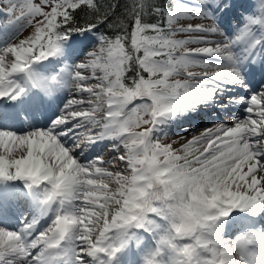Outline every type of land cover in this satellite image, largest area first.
Returning <instances> with one entry per match:
<instances>
[{
    "label": "snow or ice",
    "instance_id": "6c2138e0",
    "mask_svg": "<svg viewBox=\"0 0 264 264\" xmlns=\"http://www.w3.org/2000/svg\"><path fill=\"white\" fill-rule=\"evenodd\" d=\"M0 3L17 20H35L30 36L0 48V99L16 101L29 86L48 93L68 87L80 96L48 128H0V178L23 180L30 190L43 185L41 204L58 205L42 230L36 219L16 230L0 226V264H112L130 229L156 235L144 264H264V229L225 239L222 227L234 210L264 212V86L251 91L245 72L264 45V0L230 35L215 15L221 0H174L170 9L132 0L129 23L119 22L115 38L99 35L98 49L52 77L33 66L62 55L73 33L96 29L107 14L78 25L79 11H99L94 0ZM148 15L157 21L145 22ZM195 17L209 22H181ZM234 89L247 94L229 95ZM217 101L244 114L179 148L162 142L167 133L154 134L169 117ZM69 135L79 143L112 141L118 155L111 162L128 174L108 171L103 156L80 163L63 143Z\"/></svg>",
    "mask_w": 264,
    "mask_h": 264
},
{
    "label": "rangeland",
    "instance_id": "374dc122",
    "mask_svg": "<svg viewBox=\"0 0 264 264\" xmlns=\"http://www.w3.org/2000/svg\"><path fill=\"white\" fill-rule=\"evenodd\" d=\"M226 1L227 0H221V5L226 4ZM33 2L39 3L40 0H33ZM185 2L191 3V0H185ZM255 2L256 0H237L236 3L241 10V15L239 16V18L233 16L231 19L234 21V23L230 25L223 20V18L219 14V11H216L215 15L220 24V27L230 35L235 30V28L243 21V18L253 11ZM3 7V3H0V48H3L10 43H18L20 40L26 39L32 34L34 30L33 26L35 24V20L33 21V25L27 24L24 20H17L16 16L5 11ZM16 15H19V9H17ZM181 22L195 24L199 22L208 23L209 21L201 20L199 17H195L189 20H183ZM253 30L256 31V28L254 27ZM82 34H85L84 36H82V39L77 38ZM82 34L69 38L68 42L64 45L62 55L57 57H50L46 60L36 63L33 66L35 72L37 73L38 71H42V73L45 74L46 77L52 76V74H54L53 72H55V74L65 76L66 74L61 73V69H63L65 65H68L69 70H71L72 67L83 60L84 54H87L89 51L99 48V46L95 44V42L98 41L97 33H95L94 31H88ZM177 38H185V34H178ZM211 38L221 39L220 36H214ZM194 70L199 71L200 69ZM49 71H52V74ZM245 72L250 87H253L256 83L257 89L260 90L261 86H264V45L258 48L255 62L253 60H249L247 62V64L245 65ZM86 74L90 75V71ZM18 79L20 80V77H18ZM91 82L94 83L95 81ZM66 89V93H61L60 100L50 105L51 108L42 106V109H40L42 113H39V111L36 112V116L38 119H40L41 122H32V119L29 116L31 114V112L29 111V107H18L19 111H17V115L19 116V119H21V122H23L22 129H13L12 127L9 129L17 133H25L32 129H45V127H50L52 121H54L59 116L61 109H63L66 101L69 98H80V96L77 95L74 91H71L70 88L66 87ZM228 94L246 95L247 93L244 89H234ZM7 100L8 99H0V107L6 109L5 105ZM224 103H226V101ZM25 109L28 111L29 115L27 114ZM35 110H37V108ZM234 114L242 116L244 114L243 107H222L217 106V102H209L206 103V105H200L194 112L190 111L185 114L178 113L174 116L169 117L164 123L157 126L154 134L159 136L162 133H167L168 136L162 138V142L171 143L173 144V147L179 148L181 144L183 142H186L187 139H190L193 134H199V131L208 127H213L214 124L225 123L230 126L232 124L231 117ZM2 118L3 117L1 116V119ZM45 120H47L48 123L45 126H42L43 123H45ZM29 122L32 123L31 125L27 126ZM63 143L66 147L73 149V155L80 163H87L98 156H103L106 161H109L108 163H105L103 165V167H105L108 171L115 172L119 170L125 175L128 174L127 172H124L126 165H124L122 162H111L113 161V157L115 155H118V153H114V151L112 150V141L100 140L95 143H79L74 136L69 135L63 138ZM77 143H79L78 147L76 146ZM2 180H4V182H1L4 185L7 184L10 188L9 192L6 194L7 200L6 204L4 205L9 209L8 212L13 213L14 216L18 217V219L15 220L12 216L9 218V220L13 221V225L17 227L9 226L7 225L8 223L2 224L1 222L0 226L16 230L22 226L23 222H30L33 219H36L38 221H41L40 226L38 224L36 225L37 231L47 227V225L53 219L55 210L58 205L53 204L49 208L41 204V200L44 196V186L42 185L39 188L33 189L36 193V197L33 201L34 206H30V204H28L27 202L29 188L26 186L25 181L5 179ZM110 187L115 188L116 185L114 183H110ZM3 214V211L0 210V215ZM236 217L237 216L233 217L229 221V223H232V220ZM0 218L4 217L0 216ZM9 220H5V222H8ZM238 227H240V225H236V228L233 227V232L229 234H223L227 235L224 236L225 239H228L231 236L236 237L237 235L242 234L243 231L246 232V230L251 229L247 226L246 228L242 229ZM129 235L131 238L129 239L128 243L121 249V251L116 254V263H113L112 260L113 264H130V259L134 260L133 264H144L145 257L154 249L156 245V235H154L153 231H145L143 229H130ZM164 257L167 258V255L165 254Z\"/></svg>",
    "mask_w": 264,
    "mask_h": 264
},
{
    "label": "trees",
    "instance_id": "16d2710c",
    "mask_svg": "<svg viewBox=\"0 0 264 264\" xmlns=\"http://www.w3.org/2000/svg\"><path fill=\"white\" fill-rule=\"evenodd\" d=\"M94 2L96 3L99 11L94 12L90 9L79 11L76 23L78 25H84L85 18L94 20L96 15L107 14V21L102 25L98 24L97 28L92 31L97 33L98 36L105 35L110 38H115L116 34L121 31V28L118 26L119 22L124 21L125 24L129 23L125 10L131 4L132 0H94ZM145 2H151V0H145ZM154 2L166 9H170L171 5L174 3V0H154ZM156 21L157 18L153 17L152 15L145 17V22L155 23ZM109 24H111L112 27H109ZM80 34L82 33H73L72 36ZM95 44L100 46L99 41H96ZM85 55L86 54L83 55V59ZM133 74V71H129L126 75L131 78Z\"/></svg>",
    "mask_w": 264,
    "mask_h": 264
},
{
    "label": "bare ground",
    "instance_id": "6f19581e",
    "mask_svg": "<svg viewBox=\"0 0 264 264\" xmlns=\"http://www.w3.org/2000/svg\"><path fill=\"white\" fill-rule=\"evenodd\" d=\"M237 0H227L225 3L228 5L227 7H223V5H221V7H222V11H219V14H220V16L223 18V20L224 21H226V23L227 24H232V23H234V21L231 19L233 16L234 17H238L239 18V16L241 15V10L239 9V7L237 6ZM248 4V3H247ZM240 10V11H239ZM85 34H82L81 36H78L77 38H83L82 36H84ZM88 35V34H87ZM50 72V71H49ZM38 74H40V75H42V76H44V77H46L45 76V74H43L42 73V71L41 72H37ZM51 74H52V71L50 72ZM54 74H52V76H55V75H57V74H55V72H53ZM50 74V75H51ZM47 75V74H46ZM48 76V75H47ZM52 76H48V77H52ZM20 80L22 81L23 80V77H21L20 76ZM251 89V91H257L258 89H257V87H256V83L254 84V86L253 87H250ZM243 90V89H242ZM66 91H67V89H66V87H59V88H57V89H55L54 91H52L51 92V95H52V97H53V103L54 102H58L59 100H60V97H61V93L63 94V93H66ZM27 93L29 94H31V93H34L35 95H36V97L39 99L38 100V102H40V103H42V90L41 89H39V88H35V87H31V86H29L28 88H27ZM26 94V93H25ZM40 98H39V97ZM30 101H33V99L32 98H30ZM19 102V99L18 100H16V101H13L12 100V105L13 106H15L17 103ZM51 104H52V102H50ZM34 104V105H33ZM32 105H33V107H35V103H33ZM59 105V104H58ZM56 106H57V104H56ZM217 106H221V102H219V101H217ZM58 108V107H57ZM40 109H42L41 107H40ZM54 109V108H53ZM39 110V109H38ZM227 111V110H226ZM39 113H42V111H39ZM230 118V117H229ZM39 122H40V120H39ZM199 122V121H198ZM48 122H45V123H43V125L42 126H45L46 124H47ZM232 123V122H231ZM232 125V124H231ZM230 125V126H231ZM0 128H7V129H9L8 127H5V126H3V125H1L0 124ZM46 128V127H45ZM191 135V134H190ZM4 182V180H2L1 178H0V200H2V201H5V199H7L6 198V194L9 192V190H10V188H9V186L6 184V185H4L2 182ZM18 189V188H17ZM28 200H27V202H28V204H30V206H34V199H35V197H36V193L34 192V190L32 189V190H30L29 189V193H28ZM4 205V203H1L0 202V206H3ZM5 208V210H7L8 208L7 207H4ZM235 215V210L230 214V216L229 217H227V218H224L223 219V222L222 223H226V222H229V220H231L232 218H233V216ZM224 229V232H223V234H228L229 232L231 233L232 232V230H230V227L229 228H226V227H224L223 228ZM252 230H256V229H252ZM224 236H227V235H224ZM235 237H229L228 239H234ZM165 260H167V258H165V257H163Z\"/></svg>",
    "mask_w": 264,
    "mask_h": 264
}]
</instances>
